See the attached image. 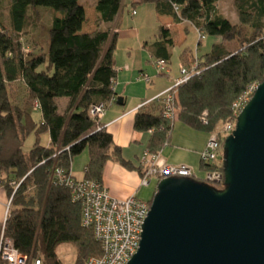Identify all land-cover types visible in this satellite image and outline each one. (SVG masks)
<instances>
[{"label": "trees", "instance_id": "1", "mask_svg": "<svg viewBox=\"0 0 264 264\" xmlns=\"http://www.w3.org/2000/svg\"><path fill=\"white\" fill-rule=\"evenodd\" d=\"M219 1L97 0L98 28L87 33L83 32L82 0H8L9 22L0 15V186L12 198L5 233L23 255H38L43 264H68L57 255L62 244L76 249L74 264L102 255L93 229L82 224L80 203L73 201L68 187L52 179L54 169L75 178L73 161L87 150L84 180L103 183L109 161L136 169L141 176L144 173L141 158L138 166L124 159L112 134L89 113L92 106L116 99L117 25L126 8L133 11L136 4L154 3L159 12L173 15L177 22L221 39L203 55L188 49L181 54L184 66L197 64L201 72L178 87L175 120L198 131L214 132L232 118L233 102L251 84L264 81V0H234L238 23L220 11ZM31 9H48L53 15L45 32L31 34L33 50L29 51L24 37L32 31ZM174 47V34L160 26L159 40L151 45L153 58L164 60L168 67ZM17 81L26 90L21 102L9 87ZM62 99L64 107L59 105ZM164 112L162 103L150 101L135 114V130L150 135V154H158L170 142L175 120ZM43 134L49 136V144L42 142ZM31 135L35 141L25 151ZM200 169L222 172L223 161L201 162ZM209 185L222 189V185Z\"/></svg>", "mask_w": 264, "mask_h": 264}, {"label": "water", "instance_id": "2", "mask_svg": "<svg viewBox=\"0 0 264 264\" xmlns=\"http://www.w3.org/2000/svg\"><path fill=\"white\" fill-rule=\"evenodd\" d=\"M223 149L222 189L189 177L158 183L127 264H264V81Z\"/></svg>", "mask_w": 264, "mask_h": 264}, {"label": "crops", "instance_id": "3", "mask_svg": "<svg viewBox=\"0 0 264 264\" xmlns=\"http://www.w3.org/2000/svg\"><path fill=\"white\" fill-rule=\"evenodd\" d=\"M82 2L85 4L86 11L83 32H94L98 28L95 12L97 0H82ZM86 2H89V6H87ZM90 7L94 13V19L92 21H88ZM148 8L151 15L154 14L153 27H155L156 33L154 36L144 35L141 37L138 33L139 30H135L134 28L133 31H130V34H135L136 41L126 46L121 45V36H118L117 49L115 51L117 77L114 90L116 93V101L106 108L104 116L101 119L106 129L112 134L115 145L121 148L123 158L131 161L136 166L139 165L140 158L147 150L150 135L149 133H142L135 130V114L145 102H150L154 97L169 89L176 79L171 73L172 65L169 68L167 67L168 70L166 69V72L161 74L156 73L157 60L152 56L151 45L159 40V27L163 26L174 34L175 46L181 45L182 49L179 57H181L180 55L184 50H187V42L185 41L187 34L190 33V29L197 31L196 28L186 22H177L173 15L159 12L158 7L154 3H151ZM132 12L130 14L131 16L138 14L137 11L136 14ZM118 34H120L119 30ZM202 42L203 40H200L198 33L199 49L203 46ZM218 42L219 39H216L208 43L206 53ZM198 55L200 56V54ZM181 65L183 64L180 63ZM143 75H149L150 77L158 75L159 79L155 82L152 77L150 82H146L143 79ZM118 97L123 99L122 105L117 104ZM61 103H63L64 107L66 101L62 99ZM208 137L209 133L195 130L177 119L173 124L169 144L159 152L160 159L167 164L188 165L193 169L196 176L201 177L203 176V172L200 169V153ZM46 138H48L49 144V136L47 135ZM88 163L89 152L87 150L74 159L71 171L76 179H78L76 177L78 170L82 168L85 170ZM103 184L109 189L111 195L116 198H125L133 194H136L138 197V193L141 187H143L141 186V174L138 170L127 169L116 161H109L105 165ZM8 201L7 191L3 186H0V227L5 222Z\"/></svg>", "mask_w": 264, "mask_h": 264}, {"label": "built area", "instance_id": "4", "mask_svg": "<svg viewBox=\"0 0 264 264\" xmlns=\"http://www.w3.org/2000/svg\"><path fill=\"white\" fill-rule=\"evenodd\" d=\"M133 14L136 11L133 10ZM199 33V38L204 40L205 34ZM167 64L164 60H158L156 69L158 73H164ZM197 64L192 67L180 66V75L174 80L173 85L154 97L151 101H157L164 105L165 117L174 119L176 115L175 100L178 87L186 83L191 77L200 74ZM146 82L151 81L149 75H143ZM257 83L251 84L232 104V118L227 120L219 132L209 134L208 140L200 153L201 162L220 163L224 160L222 154V142L236 128L237 117L248 104L258 88ZM116 101L112 100L107 105H95L89 110L90 115L96 119H102L106 108ZM148 103L145 102L143 106ZM38 104H35V109ZM150 133L153 131L150 130ZM144 173L141 176V186L149 187L152 179L157 184L170 177L197 178L193 169L185 164H167L160 159L158 154H150L147 150L141 157ZM203 181L208 184L221 185L224 181L222 172H203ZM57 183L68 187L72 199L80 203L82 208V224L92 228L96 239L100 242L102 255L90 257L84 264H127L137 253L142 238L143 225L151 209L150 202L139 199L136 194L125 198L113 197L109 189L103 184L93 180L76 179L67 175L62 169H54L53 178ZM9 199L6 207L5 222L0 230V264H43L36 257L23 255L14 244V241L5 233V224L9 216Z\"/></svg>", "mask_w": 264, "mask_h": 264}, {"label": "rangeland", "instance_id": "5", "mask_svg": "<svg viewBox=\"0 0 264 264\" xmlns=\"http://www.w3.org/2000/svg\"><path fill=\"white\" fill-rule=\"evenodd\" d=\"M233 2H234V0H220L218 3V7H219L220 11L227 18H229L234 23H238L239 19H238V16H237ZM8 4H9L8 0H1L0 15H1V19L6 24L9 22V6H8ZM86 4H87V6H89V2H86ZM149 5H151V3L136 4L135 9L138 13L136 16L130 15L132 9L129 10L126 8L123 11V13L119 19V24L117 25L118 30L120 31L119 35L121 36V45L122 46H126L129 43H133L134 41H136L135 40V34H130V31H133L134 28H135V30H137V29L139 30L138 33L141 37L144 35L154 36V34L156 33V29H155V27H153L154 14L151 15L149 8H148ZM30 15L34 19L33 25H35V24L36 25L35 26L32 25L31 33L29 35H27L26 37H24V44H25L26 50L28 48L29 51L33 50L32 45H31L32 42L30 41L31 34H33L35 32H38V33L45 32L47 25H49V23L51 21L53 12L51 10H48V9H40L39 11L31 9ZM93 19H94V13L91 11V7H90V9L88 11V21H92ZM186 38L187 39L185 42H187L186 43L187 49H188V51H191V53L193 55L205 54L206 51L208 50L207 44L211 43L212 41H214L216 39H219L218 43L221 42L220 38L207 37L206 39L203 40V42H202L203 46L199 49L198 48V31H196L194 29H192V30L190 29V33L187 34ZM181 50H182L181 45H176L172 49V59H171L170 65H168V68L172 65L171 73L176 78L179 76L180 63H182L181 57H179ZM168 68H166V69L168 70ZM164 72H166V70ZM156 73H158L157 69H156ZM152 77H153V80L155 82H156V80L159 79L158 75L152 76ZM164 77L166 78V76H164ZM165 78H163V79H165ZM9 87L11 89L12 96H14L16 101L21 102L26 95L25 85L21 81H17L15 83L9 85ZM175 102H176V100H175ZM59 105L61 107H63V103H61V100H60ZM34 112H35L34 117L38 118L39 112L37 110H34ZM221 127H222V125L220 127H218V129L214 132H219L220 129H222ZM211 133H213V132H211ZM46 136H47V134L42 135V142L44 144H48V138H46ZM224 140H223V145H224ZM34 141H35V136L31 135L24 144V150L25 151L30 150ZM222 173L224 174V171H222ZM83 174H84L83 168L79 169L78 173H76V177L78 179H81L84 176ZM193 179H197V178L193 177ZM157 185L158 184L156 182V179H152V183L149 187H141V189L138 193V198L143 200V201H146V202L148 201L151 204V200L157 191ZM221 185L223 188L224 187V181L222 182ZM10 200H11V202H10V206H11L12 198H10ZM0 228H2V226ZM57 255L65 263L74 264L76 262L77 252H76V249L73 247V245L62 244V245L58 246ZM37 257H38V255H37Z\"/></svg>", "mask_w": 264, "mask_h": 264}, {"label": "bare ground", "instance_id": "6", "mask_svg": "<svg viewBox=\"0 0 264 264\" xmlns=\"http://www.w3.org/2000/svg\"><path fill=\"white\" fill-rule=\"evenodd\" d=\"M197 178L200 179V181H203V179H204L203 176H201V177L197 176ZM203 182H205V181H203ZM214 185H216V184H214Z\"/></svg>", "mask_w": 264, "mask_h": 264}]
</instances>
